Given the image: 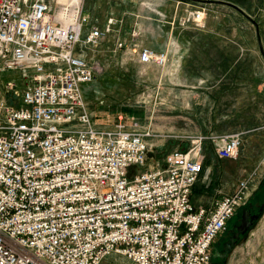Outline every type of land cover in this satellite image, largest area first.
<instances>
[{
    "label": "built area",
    "instance_id": "built-area-1",
    "mask_svg": "<svg viewBox=\"0 0 264 264\" xmlns=\"http://www.w3.org/2000/svg\"><path fill=\"white\" fill-rule=\"evenodd\" d=\"M85 1L0 0V71L23 81L21 93L6 83L21 105L0 99V264H209L250 180L210 208L194 205L204 141L236 158L244 131L184 135L189 145L168 151L164 166L136 170L147 164L150 132L123 115L97 127L84 96L102 70L76 48L97 46L116 23L84 34ZM179 22L206 27V8ZM139 34L138 61L166 66L168 52L140 48Z\"/></svg>",
    "mask_w": 264,
    "mask_h": 264
},
{
    "label": "rangeland",
    "instance_id": "rangeland-1",
    "mask_svg": "<svg viewBox=\"0 0 264 264\" xmlns=\"http://www.w3.org/2000/svg\"><path fill=\"white\" fill-rule=\"evenodd\" d=\"M149 1L141 0L138 7L149 9L147 7ZM185 1L205 7L207 14V7L200 0ZM244 1L250 4L246 10L257 23L260 17L264 16V0ZM97 15L103 18L102 11ZM234 21L230 19V23ZM157 32L161 35L158 34L156 44L162 47L169 41L166 37L168 23L157 21ZM112 44L113 38H110L104 45L88 46L91 48L88 50L87 58L98 60L102 71L89 86L85 99L89 109L95 114L92 118L96 121L97 127L110 128L108 126L114 123L117 116L123 115L129 124L138 122L140 129L150 132L151 136L147 139L151 149L148 152L147 164L137 167L136 170L162 165L168 150L182 148L183 145L190 143V139L184 135L244 131L237 157L226 159L212 157V165L207 168L205 175L208 174L210 179L221 186L234 184L236 187L241 180L249 179L248 194L251 196L264 177L263 93L260 90L255 93L254 89L251 91L250 88L243 86L237 89L238 103H199L195 100L199 101L202 98L197 96L186 95L187 97L183 99L182 89L179 87L176 89V95L180 98L172 101L168 93V69L162 70L161 66L155 70L144 69L136 60L137 52L131 50L126 53L125 51L115 53L112 51ZM160 75L163 79H158ZM10 79L6 72L0 71V99L11 103L19 102V95L7 91L6 83ZM18 82L21 93L23 86L21 77ZM249 98L251 103H247ZM263 198L264 193L260 200ZM239 218L238 213L234 214L228 225H235ZM253 231L256 234H252ZM214 249L215 243L209 264H264V213L256 225L233 247L226 259L218 258Z\"/></svg>",
    "mask_w": 264,
    "mask_h": 264
},
{
    "label": "crops",
    "instance_id": "crops-1",
    "mask_svg": "<svg viewBox=\"0 0 264 264\" xmlns=\"http://www.w3.org/2000/svg\"><path fill=\"white\" fill-rule=\"evenodd\" d=\"M140 1L137 3V0H86L85 11L90 19L85 26L84 34L93 25L104 27L108 18L114 17L116 19L114 29L105 34L98 45H104L113 38L112 51L126 53L133 47L132 30L138 28L140 34L137 40L140 48L148 47L155 51L168 52L170 63L162 70L168 69V93L172 101L180 98L176 95V89L179 87L182 89L183 99L187 97L186 95L197 96L202 98L199 101L195 100L199 103H238L237 89L243 86L250 88L251 91L254 89L255 93L260 90L264 95V16L255 23L246 10L250 4H246L244 0H200L207 7L206 27L196 28L178 23L187 9L199 5L185 0H150L147 6L149 9H141L138 7ZM101 11L103 18L97 15ZM230 19H234V23H230ZM157 21L168 23L166 37L169 41L162 47L156 44L158 34L161 35L157 32ZM120 41L124 43L122 48L117 45ZM90 48L79 44L76 51L88 61H92L95 59L87 58ZM136 58L144 69H159V66L153 63H140L137 54ZM2 72H6L10 80L19 84V72L6 70ZM158 79H163V76L160 75ZM93 82L83 88L85 97ZM247 103H251L250 98ZM14 104L21 105V98L19 102L14 101ZM90 113L95 116L93 111L90 110ZM118 117L119 115L116 120ZM94 122L96 123L95 120ZM114 123L108 127L113 126ZM229 132L235 131H227ZM211 134L219 133L207 135ZM206 142L204 141V147ZM188 145L189 143L184 147ZM213 150L215 157L226 159L220 158L214 148ZM204 152L206 158L205 148ZM164 165L163 159V164L158 166ZM211 165L212 163H207V167L204 165L205 169L195 183L197 186L193 187L192 202L196 206L203 205L210 208L217 200L235 189L234 184L221 186L210 179L208 174L205 175ZM252 234L256 233L253 231Z\"/></svg>",
    "mask_w": 264,
    "mask_h": 264
},
{
    "label": "flooded vegetation",
    "instance_id": "flooded-vegetation-1",
    "mask_svg": "<svg viewBox=\"0 0 264 264\" xmlns=\"http://www.w3.org/2000/svg\"><path fill=\"white\" fill-rule=\"evenodd\" d=\"M263 193H264V177H263L261 184L257 186L255 190L251 193V196L248 199V203L237 211L240 218H241L242 211L244 208H248V213L250 214V218H251V215H257V218L253 220V223L247 232H249V230L252 229L256 225L257 221L261 218L262 214L264 213V207H263V210H261V205L264 202V198L260 200V197ZM240 218H239V222H237L235 225L233 226L228 225L225 232L222 235H220L218 239L215 241L214 251L216 252L217 257L220 258L221 260L226 259V257L229 255L233 247H235L236 244L247 233L246 232L244 234H241L238 239H235V243L232 245L231 248L225 247L226 243L231 242V236L237 230L236 225L240 223Z\"/></svg>",
    "mask_w": 264,
    "mask_h": 264
},
{
    "label": "water",
    "instance_id": "water-1",
    "mask_svg": "<svg viewBox=\"0 0 264 264\" xmlns=\"http://www.w3.org/2000/svg\"><path fill=\"white\" fill-rule=\"evenodd\" d=\"M264 202L261 205V210H263ZM257 218V215H251L248 213V208H244L240 218V223L236 225L237 230L231 236V242L226 243L225 247L231 248L235 243V239H238L241 234H244L251 227L253 220ZM233 231V229H232Z\"/></svg>",
    "mask_w": 264,
    "mask_h": 264
},
{
    "label": "trees",
    "instance_id": "trees-1",
    "mask_svg": "<svg viewBox=\"0 0 264 264\" xmlns=\"http://www.w3.org/2000/svg\"><path fill=\"white\" fill-rule=\"evenodd\" d=\"M253 125H254V123H253ZM248 129H250V128H248ZM184 146L185 145H183L182 147H184ZM204 148L207 151L206 158L204 161V165H205V167H207V163H211V159H212V157H215V153H214L213 147L209 141L206 142ZM205 167H204V169H205ZM195 186H197V184Z\"/></svg>",
    "mask_w": 264,
    "mask_h": 264
}]
</instances>
